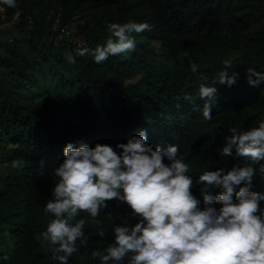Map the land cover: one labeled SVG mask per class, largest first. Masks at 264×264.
Here are the masks:
<instances>
[{
    "label": "trees",
    "instance_id": "obj_1",
    "mask_svg": "<svg viewBox=\"0 0 264 264\" xmlns=\"http://www.w3.org/2000/svg\"><path fill=\"white\" fill-rule=\"evenodd\" d=\"M50 1L54 0H21L18 8L21 15L36 18V6ZM57 1L64 7L65 21L78 12L91 13L96 26H78L81 43L53 44L38 36L35 41L5 43L0 56V64L19 78L15 84L0 81V131L11 145L2 155L22 164L0 177V220L17 239L14 250L0 249V260L11 264H60L35 237L53 218L44 208L52 199L57 179L53 170L63 161L67 143L108 144L119 153L118 143L143 130L153 148L159 145L166 151L168 145L178 146L176 158L182 157L189 165L193 195L202 200L204 194L214 195L219 189L200 182L199 174L218 169L227 172L248 163L235 149L231 156L220 154L231 136L229 129L245 131L264 121V82L253 87L246 79L250 66L264 73V0ZM126 21L151 26L150 31L134 34L136 48L127 56H110L98 64L91 55L76 54L78 48L104 45L109 22ZM233 31L244 34V43L240 44ZM65 48L72 62L61 54ZM227 48L241 52V60L229 70V74H239L231 86L215 79L223 70ZM191 63L197 65L195 73ZM35 70L47 79L46 86H41ZM19 81L37 87L34 97L24 94ZM202 84L217 89L211 119L204 118L205 101L197 95ZM185 95L195 99H185ZM261 164L252 165L256 174L250 190L264 194ZM260 205L264 208V200ZM80 218L86 221L87 242L77 241V251L68 257V264H103L92 253H105L113 242L114 227L123 218L129 225L138 220L126 203L116 200L101 209L96 217L99 225L87 213H80ZM100 230L103 237L97 234Z\"/></svg>",
    "mask_w": 264,
    "mask_h": 264
},
{
    "label": "clouds",
    "instance_id": "obj_2",
    "mask_svg": "<svg viewBox=\"0 0 264 264\" xmlns=\"http://www.w3.org/2000/svg\"><path fill=\"white\" fill-rule=\"evenodd\" d=\"M0 5L14 8L16 0H0ZM106 27L109 35L104 45L78 48L76 54L91 55L96 63H103L110 56L134 51V34L151 30L148 23L135 21L109 23ZM222 64L223 70L215 79L228 86L235 84L239 74H229L234 67L232 60ZM190 67L197 71L195 63ZM246 79L256 87L264 82V73L250 66ZM197 95L205 101L204 118L211 119L217 89L202 84ZM184 98L195 99L188 95ZM229 131L231 136L220 154L231 156L235 149V154L248 163L227 172L218 169L199 174L200 182L219 189L214 195L204 194L202 200L193 195L189 165L182 157L176 158L178 146L168 145L166 151L159 145L153 148L143 130L118 143L119 153L108 144L67 143L63 161L53 170L57 179L52 199L44 208L53 218L35 239L60 264H68V257L77 251V241L87 242L86 221L77 219L78 215L87 213L99 225L96 217L101 209L116 200L126 203L131 216L138 220L129 225L123 218L113 229L114 239L106 254L92 253L103 264L125 258L127 264H264V208L260 205L264 194L250 190L256 174L252 165L264 161V121L245 131L235 127ZM19 166L20 161L13 163V167ZM260 171L264 172V164ZM97 234L105 235L103 230Z\"/></svg>",
    "mask_w": 264,
    "mask_h": 264
},
{
    "label": "rangeland",
    "instance_id": "obj_3",
    "mask_svg": "<svg viewBox=\"0 0 264 264\" xmlns=\"http://www.w3.org/2000/svg\"><path fill=\"white\" fill-rule=\"evenodd\" d=\"M21 0H16V7L12 10L6 6L0 5V56L4 55L5 43H19V40H33L35 41L38 36H40L45 42H53V44L62 45L64 41H76L81 43L82 36L77 32L79 30L78 26L81 24H86V27H91L94 23V19L89 11L78 12L73 14L68 21H65V10L60 1L54 0L49 3L38 4L34 9V14L36 18H32L30 14H20L18 6ZM128 22V21H126ZM113 23V22H109ZM108 23V24H109ZM264 23V21H263ZM94 27L96 25H93ZM237 34L240 38V44L244 43V34L238 32H232ZM64 57H66L71 62L73 61L71 52L68 48H65L61 52ZM127 56V53L124 54ZM241 52L238 49L227 48L225 58L232 60L233 64H237L241 60ZM42 70H46L42 68ZM35 75L37 80L40 82L41 86H46L47 79L42 76V73L35 70ZM16 72L9 71L5 66L0 64V81L8 82L10 84H15L17 81ZM22 81V78H20ZM134 80V79H133ZM19 81L20 87L26 96L30 98L34 97L37 92V87L29 81H25V86ZM131 81L125 79L124 82ZM46 91L48 90L45 89ZM31 100V99H29ZM38 100L35 99V102ZM11 145L6 141L3 133L0 131V177L14 171L18 167H13V163L17 160L7 161L3 158L2 152L7 151ZM22 164L20 163L21 167ZM6 224L0 220V249L3 252H9L16 248L17 239L11 237L7 230L5 229ZM3 260V259H2ZM0 264H11L8 261L2 262Z\"/></svg>",
    "mask_w": 264,
    "mask_h": 264
}]
</instances>
